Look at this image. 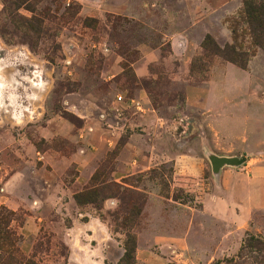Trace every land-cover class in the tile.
<instances>
[{
  "label": "rangeland",
  "instance_id": "rangeland-1",
  "mask_svg": "<svg viewBox=\"0 0 264 264\" xmlns=\"http://www.w3.org/2000/svg\"><path fill=\"white\" fill-rule=\"evenodd\" d=\"M242 6L0 0V195L42 201L0 205V259L11 251L24 264H67L66 228L76 223L89 245L81 228L92 220L108 227L104 264H137L126 257L131 237L183 235L189 208L210 205L211 194L231 201L236 172L264 168V50L242 69L202 48L206 35L231 43L227 21ZM208 155L234 162L216 172ZM193 156L198 176L188 175ZM92 190L96 203L74 199ZM196 212L189 245L168 264H264V208L232 230ZM33 221L40 229L21 234Z\"/></svg>",
  "mask_w": 264,
  "mask_h": 264
},
{
  "label": "crops",
  "instance_id": "crops-1",
  "mask_svg": "<svg viewBox=\"0 0 264 264\" xmlns=\"http://www.w3.org/2000/svg\"><path fill=\"white\" fill-rule=\"evenodd\" d=\"M199 91L192 89L188 92L190 96L199 94ZM207 158V157H206ZM208 159V158H207ZM171 161V158L164 160ZM185 162L190 164H196V169L188 172V175L198 176L202 172V158L198 157H188ZM173 164H176L173 163ZM184 165V162H183ZM144 169L147 167L144 166ZM186 173V172H184ZM221 173H228L223 172ZM236 177L240 180L239 183H235L232 186L233 196L231 201L227 198H221L218 194H211L210 200L212 203L210 205H204L202 208L190 209L189 215H195V212L204 215L213 221L220 222L227 226L229 230L234 229H245L248 226L249 221L252 219L254 213L257 209L264 208V168H253L246 172H236ZM19 176L14 174L11 176L7 183L16 182ZM79 182V178L76 180ZM47 185L50 182L47 181ZM231 188V187H230ZM239 194V195H238ZM58 200L60 197L58 194L55 195ZM42 201L30 200L29 195H25L22 201L18 202L13 199L12 196L0 195V205H4L9 209L18 210L22 208H32L37 206ZM59 202V201H58ZM67 205H72L73 199L71 197L68 199ZM34 205H32V204ZM63 207V203L56 204ZM148 206L143 210L145 213ZM191 216L187 221V225L184 230V234H176L174 231L171 232H153L147 234L146 232H138L136 234V262L137 264H168L170 259V254L178 247H187L189 242L185 239L191 231L194 230L195 222L191 220ZM31 223V222H30ZM164 226V224H160ZM169 228L174 229L176 226L169 222L167 224ZM41 227L40 223L33 221L31 224H26L19 228L21 234L29 236L38 231ZM76 223L73 222L72 226L66 228L65 242L69 245L68 253L66 256L67 264H104V257L101 252V243L109 239L108 227L106 224L95 222L90 220L87 223L82 224L81 229L88 230L85 231L87 239H89L90 244L82 242L80 237L81 233L76 236ZM94 242V244H92ZM173 248H169L172 247ZM31 252V251H30ZM29 254V251H28ZM174 258V257H173ZM175 259V258H174Z\"/></svg>",
  "mask_w": 264,
  "mask_h": 264
},
{
  "label": "trees",
  "instance_id": "trees-1",
  "mask_svg": "<svg viewBox=\"0 0 264 264\" xmlns=\"http://www.w3.org/2000/svg\"><path fill=\"white\" fill-rule=\"evenodd\" d=\"M242 4V9L227 21L231 32V43L219 48L211 37L206 35L202 48L205 52L218 55L224 60L244 69L250 58L255 55L256 49L264 50V0H242ZM93 193L94 190L75 194L74 199L78 203H96L97 196H93ZM83 197H87V199L84 200ZM124 248L127 253L126 257L134 261L136 237H131L125 243ZM2 249L3 242L0 236V251ZM13 252L15 251L13 250ZM1 259L0 264H24L22 261H16L11 251L8 252L6 259ZM25 261V264H34L30 259Z\"/></svg>",
  "mask_w": 264,
  "mask_h": 264
},
{
  "label": "water",
  "instance_id": "water-1",
  "mask_svg": "<svg viewBox=\"0 0 264 264\" xmlns=\"http://www.w3.org/2000/svg\"><path fill=\"white\" fill-rule=\"evenodd\" d=\"M210 155H208V159L210 161L211 164V168L214 171H218L220 170L221 167H223L224 165H229V164H233V160L227 159L225 157H218V156H213V157H209ZM242 162V160H238V164H240Z\"/></svg>",
  "mask_w": 264,
  "mask_h": 264
},
{
  "label": "built area",
  "instance_id": "built-area-1",
  "mask_svg": "<svg viewBox=\"0 0 264 264\" xmlns=\"http://www.w3.org/2000/svg\"><path fill=\"white\" fill-rule=\"evenodd\" d=\"M117 99H118L119 101H121L123 98H122L121 96H118ZM131 102L134 103L133 100H132Z\"/></svg>",
  "mask_w": 264,
  "mask_h": 264
}]
</instances>
